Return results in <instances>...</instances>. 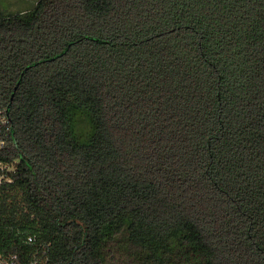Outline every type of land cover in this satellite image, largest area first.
I'll list each match as a JSON object with an SVG mask.
<instances>
[{"label":"trees","instance_id":"16d2710c","mask_svg":"<svg viewBox=\"0 0 264 264\" xmlns=\"http://www.w3.org/2000/svg\"><path fill=\"white\" fill-rule=\"evenodd\" d=\"M0 165L23 263L264 264V0L0 7Z\"/></svg>","mask_w":264,"mask_h":264},{"label":"rangeland","instance_id":"374dc122","mask_svg":"<svg viewBox=\"0 0 264 264\" xmlns=\"http://www.w3.org/2000/svg\"><path fill=\"white\" fill-rule=\"evenodd\" d=\"M38 0H0V7L2 8L3 11L8 12V13H14L18 11H23V10H32L36 6ZM87 124L86 121H81L79 123V130L81 131H86L83 130L86 127H82V125ZM109 254V264H134L135 261L132 259L129 260V256L127 254L119 253L118 251H113L110 250ZM125 258L127 260L125 261Z\"/></svg>","mask_w":264,"mask_h":264},{"label":"built area","instance_id":"2783aa9c","mask_svg":"<svg viewBox=\"0 0 264 264\" xmlns=\"http://www.w3.org/2000/svg\"><path fill=\"white\" fill-rule=\"evenodd\" d=\"M1 166V165H0ZM28 241L32 242L34 241L33 236L28 237ZM0 264H47V258L46 257H39L37 255H33L30 260L23 263L20 261L18 254H4L0 253Z\"/></svg>","mask_w":264,"mask_h":264}]
</instances>
